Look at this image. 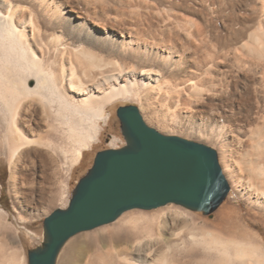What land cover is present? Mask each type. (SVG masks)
I'll return each mask as SVG.
<instances>
[{
    "label": "bare ground",
    "instance_id": "6f19581e",
    "mask_svg": "<svg viewBox=\"0 0 264 264\" xmlns=\"http://www.w3.org/2000/svg\"><path fill=\"white\" fill-rule=\"evenodd\" d=\"M23 1L33 8L22 5ZM83 2L86 8H72L67 18L47 16L44 27L40 14L47 11L46 0H0V151L9 154L11 167L26 148L52 147L60 132L74 142L72 164L79 163L83 151L98 141L101 123L110 118L108 107L120 100L142 98L146 90H157L158 94L172 98L187 96L190 101L214 90L211 63H202L190 43L195 38L194 23L176 22L184 38L149 39L133 33L127 38L122 33L123 38L117 41L99 31L103 26L93 22V8ZM252 7V25L239 26L225 37L222 46L212 43L210 48L213 54L219 51L225 56L230 53L240 56L238 64L259 77L264 90V0H255ZM142 44H148L151 50L141 52L134 48ZM161 46L168 49L163 60L165 74L150 68V64L159 60L156 48L159 51ZM125 51L134 56L144 54L149 58L147 66L139 73L109 57ZM191 51L196 55L193 58L187 56ZM182 61L192 63L193 71L187 69L177 78L173 73L182 67ZM205 82H209V89H202ZM181 105L177 103L178 107ZM35 125L44 127L42 132H36ZM249 136L257 156L251 169L257 183L253 186L248 182L244 191H254L256 203L264 204V126L251 130ZM64 186L67 188V184ZM174 216L186 214L176 211ZM145 220L146 217L125 216L104 233L74 240L64 249L61 264H183L179 258L160 256L157 248L148 247L147 241L153 237L142 225ZM174 223L178 231L173 232V238L157 234L168 250H172L176 239L178 250L197 249L191 259H212L214 264H264L259 237L237 223H230L226 211L221 212L217 222ZM44 238L43 249L50 241L47 230Z\"/></svg>",
    "mask_w": 264,
    "mask_h": 264
},
{
    "label": "rangeland",
    "instance_id": "374dc122",
    "mask_svg": "<svg viewBox=\"0 0 264 264\" xmlns=\"http://www.w3.org/2000/svg\"><path fill=\"white\" fill-rule=\"evenodd\" d=\"M83 1L46 0L47 11L43 15L40 14V21L46 27L47 16L67 18L66 15L72 14L70 11L72 8H86ZM85 1L93 8V22H99L103 26L99 31L112 35L117 41L123 38L122 33L127 38L132 36V33L149 39L166 37L171 40L175 36L184 38L176 22L179 23L181 20L194 23L195 38L191 39L190 43L201 57L202 63L208 65L211 63L210 70L215 87L213 91L204 93L199 100L190 101L188 98V101L187 96H184L183 99L190 102L185 101L186 104L182 98L163 96L152 89L146 90L142 98L115 102L108 107L110 118L107 122L101 123L102 130L98 141L83 151L82 159L77 164H72L73 149L76 146L73 141L70 142L68 135L61 132L57 133L50 148L47 146L26 148L21 157L15 160L14 167L9 164V154L0 151V264H30L29 255L43 251L46 219L56 211L68 209L79 182L89 173L99 152L119 149L126 144L117 111L120 107L129 105L137 106L147 125L161 134L178 137L214 150L229 191L209 211L189 209L178 204L150 210H129L110 224L81 232L70 238L59 252L55 264H61L64 249L71 242L81 237H93L98 233H104L125 216L146 217L142 225L153 237V240L147 241L148 247L157 248L160 256L179 258L183 264L214 263L212 259L204 260L201 257L191 259L192 252L197 249H187L186 252L178 250L179 247L175 244H179V241L176 239L173 244L177 247L172 245V250H168L164 242L158 240L160 238L157 234L171 237L173 232L178 231L174 223L177 221H194L200 225L204 221L217 222L222 211L228 212L230 223H237L256 234L264 250V204L256 203L257 195L254 191L247 193L244 191L248 182L253 186L257 183L251 173L257 156L249 134L251 130L264 126L262 80L238 64L240 56L235 53L225 56L219 51V54H213L210 48L212 43L222 46L225 37L236 31L239 26L252 25L254 21L252 6L255 0ZM20 3L31 7L28 2ZM28 19L29 15L25 20ZM28 25H25L27 32L30 31ZM134 48L141 52L151 50L148 44ZM156 50L159 60H155L153 65L150 64L152 66L150 68L154 67L153 69L165 74L163 60L168 56L165 51L168 49L161 46L159 51L158 48ZM187 56L193 58L196 55L191 51ZM109 57L132 66L139 73L147 66L149 59L144 54L134 56L130 52L121 55L110 54ZM191 66L192 63L182 61V67L173 75L177 78L182 77L187 69L191 70ZM207 83L209 82L201 85L202 89L210 88V84ZM177 103L183 105L178 107ZM33 129L42 132L44 127L40 129L35 125ZM5 176L6 181L3 182ZM176 211L184 212L186 217L177 218L174 216ZM148 220L151 222H147Z\"/></svg>",
    "mask_w": 264,
    "mask_h": 264
},
{
    "label": "water",
    "instance_id": "95a60500",
    "mask_svg": "<svg viewBox=\"0 0 264 264\" xmlns=\"http://www.w3.org/2000/svg\"><path fill=\"white\" fill-rule=\"evenodd\" d=\"M117 114L127 145L97 154L68 209L46 219L49 244L29 255L30 264H55L70 238L110 224L129 210L178 204L209 211L228 193L214 150L161 134L135 105L122 106Z\"/></svg>",
    "mask_w": 264,
    "mask_h": 264
},
{
    "label": "flooded vegetation",
    "instance_id": "af4514ba",
    "mask_svg": "<svg viewBox=\"0 0 264 264\" xmlns=\"http://www.w3.org/2000/svg\"><path fill=\"white\" fill-rule=\"evenodd\" d=\"M122 135H123V137H124V140H125V145L123 146V147H125L126 145H127V142H126V138H125V136H124V133H123V131H122ZM122 148V147H121Z\"/></svg>",
    "mask_w": 264,
    "mask_h": 264
},
{
    "label": "trees",
    "instance_id": "16d2710c",
    "mask_svg": "<svg viewBox=\"0 0 264 264\" xmlns=\"http://www.w3.org/2000/svg\"><path fill=\"white\" fill-rule=\"evenodd\" d=\"M6 181V176L5 177H3V182H5ZM6 206V205H5ZM6 208H7V206H6Z\"/></svg>",
    "mask_w": 264,
    "mask_h": 264
}]
</instances>
